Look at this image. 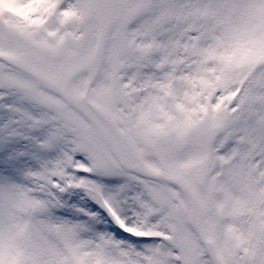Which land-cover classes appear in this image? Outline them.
<instances>
[{"label": "snow or ice", "instance_id": "snow-or-ice-1", "mask_svg": "<svg viewBox=\"0 0 264 264\" xmlns=\"http://www.w3.org/2000/svg\"><path fill=\"white\" fill-rule=\"evenodd\" d=\"M0 264H264V0H0Z\"/></svg>", "mask_w": 264, "mask_h": 264}]
</instances>
